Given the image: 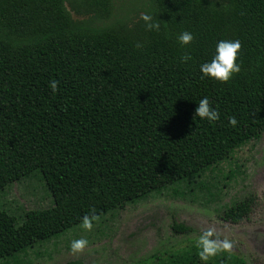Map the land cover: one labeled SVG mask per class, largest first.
<instances>
[{"label": "trees", "instance_id": "1", "mask_svg": "<svg viewBox=\"0 0 264 264\" xmlns=\"http://www.w3.org/2000/svg\"><path fill=\"white\" fill-rule=\"evenodd\" d=\"M139 10L163 22L159 32L140 15L104 24L114 0H0V193L37 179L53 198L13 215L0 206V264H18L85 214L98 221L200 179L264 134V0H146ZM184 30L194 35L187 47L176 40ZM220 39L242 47L241 71L224 84L199 71ZM202 97L217 121L194 117ZM192 250L180 264L199 263Z\"/></svg>", "mask_w": 264, "mask_h": 264}, {"label": "rangeland", "instance_id": "2", "mask_svg": "<svg viewBox=\"0 0 264 264\" xmlns=\"http://www.w3.org/2000/svg\"><path fill=\"white\" fill-rule=\"evenodd\" d=\"M144 5L146 0H114L113 17L103 23L135 19ZM200 183L204 187H199ZM52 204L46 184L37 179L0 193V206L11 215ZM231 208L237 214H232ZM174 223L191 232H175ZM207 228L233 242L231 252L219 255L235 258V263L264 264V134L200 179L118 208L94 221L90 231L78 226L34 246L16 260L18 264H157L159 257L161 263L180 264L197 248L196 237ZM80 237L88 239L89 246L81 253H70V241ZM219 255L198 264H220Z\"/></svg>", "mask_w": 264, "mask_h": 264}, {"label": "clouds", "instance_id": "3", "mask_svg": "<svg viewBox=\"0 0 264 264\" xmlns=\"http://www.w3.org/2000/svg\"><path fill=\"white\" fill-rule=\"evenodd\" d=\"M139 19L143 22L146 31L159 32L161 23L154 13L151 11H144L140 13ZM176 40L181 47H187L194 42V35L192 32L184 30L181 31ZM136 48H142V44L137 42ZM242 47L239 39H220L215 43V51L211 59L199 65L201 79L209 78L222 84L228 83L235 74L241 71L239 63V56ZM193 57L184 53L179 57L181 64H188ZM59 82L55 79L50 80L48 87L50 91L55 94L58 90ZM194 117H199L202 121L214 122L219 119L218 110L212 106L208 97H202L197 102V107L194 110ZM228 124L235 128L237 126V119L235 116L227 117ZM208 215H211L208 213ZM96 219L95 215L85 214L81 217L80 227L86 231L93 228V221ZM89 246V240L83 237L73 239L69 244V252L78 254L83 252ZM195 246L198 248V256L201 261H208L209 258L215 257L221 253H229L233 248V242L227 237H221L213 228H207L200 231L196 237Z\"/></svg>", "mask_w": 264, "mask_h": 264}]
</instances>
